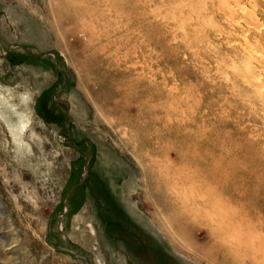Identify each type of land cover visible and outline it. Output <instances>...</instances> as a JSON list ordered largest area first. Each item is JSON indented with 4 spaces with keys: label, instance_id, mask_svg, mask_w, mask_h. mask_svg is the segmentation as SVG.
<instances>
[{
    "label": "rangeland",
    "instance_id": "374dc122",
    "mask_svg": "<svg viewBox=\"0 0 264 264\" xmlns=\"http://www.w3.org/2000/svg\"><path fill=\"white\" fill-rule=\"evenodd\" d=\"M263 59L264 0H0V264H264Z\"/></svg>",
    "mask_w": 264,
    "mask_h": 264
},
{
    "label": "bare ground",
    "instance_id": "6f19581e",
    "mask_svg": "<svg viewBox=\"0 0 264 264\" xmlns=\"http://www.w3.org/2000/svg\"><path fill=\"white\" fill-rule=\"evenodd\" d=\"M259 59V58H258ZM257 59V60H258ZM261 59V58H260ZM262 60V59H261ZM264 60V59H263ZM258 62V61H257ZM264 63V62H263ZM257 67H258V71H251V77H254V79L256 80L255 81V83L256 84H259V83H261V80H260V78H258L257 76H259V75H261V74H264V64H262V65H258L257 64ZM254 75V76H253ZM160 150V149H159ZM164 150V149H163ZM151 167L149 166V168H147L148 170H147V173H145V175H147V177H148V179H151L153 176H155V175H157L158 177V179H159V183L161 184V183H165L166 182V177H165V175H166V173L164 174V173H162V174H157V172L154 170V169H156L157 171H159V168H161L162 166L163 167H165V163L163 164V163H160V162H157L156 160H153V161H151ZM189 177V176H188ZM156 177H154V179H155ZM184 180H186L185 179V177L183 176V177H181V178H176L174 181H173V183H172V190H174V191H176L177 189V191L176 192H178L180 195H182V191H183V184H184ZM188 180H189V178H188ZM152 181V180H151ZM187 181V180H186ZM159 189V188H158ZM188 189V188H187ZM196 194V195H198V193L196 192V190L195 191H191L190 193L191 194H194V193ZM184 193V192H183ZM163 195H165L166 193L165 192H163L162 193ZM184 195V194H183ZM200 195H202V193L200 194ZM202 197V196H201ZM204 197V196H203ZM180 198V197H179ZM203 200H204V198H202ZM160 201H161V199H160ZM178 201H180V200H178ZM181 202V205H182V200L180 201ZM187 203V202H186ZM217 205V204H216ZM229 205H230V203H229ZM228 206V205H227ZM163 207H164V209H170V205L169 204H166V203H164L163 204ZM230 208V207H229ZM215 212L217 213V214H219V213H222V214H226V211H228L229 209H226V207H221V205H217V206H215ZM239 210V209H238ZM164 213V212H163ZM229 213H231V214H228V216H227V218L225 217V222H223V219H222V223H224V225H223V227L224 226H226L227 228H236L237 226H239V225H242V223L243 222H241L240 220H242L241 219V216H237V214L238 213H236V211L235 212H233V211H231V210H229ZM166 214H167V212H166ZM173 214V213H172ZM182 214V213H181ZM174 215V217H175V213L173 214ZM186 216L188 215V214H185ZM179 216V215H178ZM174 217H173V219H174ZM189 217V216H188ZM188 217H183V216H180V218L182 219V221L184 222V221H187V223L189 224V219H187ZM224 217V216H223ZM179 218V217H178ZM179 218V219H180ZM169 221V220H168ZM172 221V220H171ZM177 221V220H176ZM166 222V221H165ZM173 222V221H172ZM177 223V222H176ZM249 223V222H248ZM166 224V223H165ZM171 224H173V223H171ZM216 224V223H215ZM168 225V224H167ZM246 225H248L247 223H246ZM176 226V225H175ZM174 226V227H175ZM248 229V228H247ZM87 239H90V236L88 237L87 236ZM256 252H264V245L262 244V243H260V244H258V246H257V249H255V250H251V254L249 255V257H253V258H255L256 257Z\"/></svg>",
    "mask_w": 264,
    "mask_h": 264
}]
</instances>
